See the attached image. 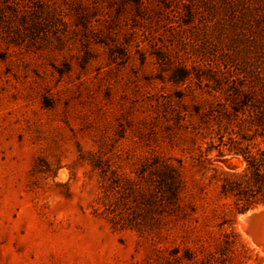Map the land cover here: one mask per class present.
I'll list each match as a JSON object with an SVG mask.
<instances>
[{
  "label": "rangeland",
  "instance_id": "obj_1",
  "mask_svg": "<svg viewBox=\"0 0 264 264\" xmlns=\"http://www.w3.org/2000/svg\"><path fill=\"white\" fill-rule=\"evenodd\" d=\"M241 70L264 72V0H0V264H264L241 228L264 204L219 197L246 161L204 137Z\"/></svg>",
  "mask_w": 264,
  "mask_h": 264
},
{
  "label": "trees",
  "instance_id": "obj_2",
  "mask_svg": "<svg viewBox=\"0 0 264 264\" xmlns=\"http://www.w3.org/2000/svg\"><path fill=\"white\" fill-rule=\"evenodd\" d=\"M191 74L185 67L177 69L171 81L178 85L184 84ZM197 78L202 79V76L198 75ZM237 80L240 87L231 86L230 93L220 107L216 109L212 106L205 115L208 122L204 137L210 138L207 153L217 150L219 155L225 151L243 155L246 161L243 171L220 172L223 178L219 197L231 199L238 212H245L258 204H264V148L260 146L264 143V72L241 70ZM206 160L202 159L201 162ZM155 163L152 172L158 179V195L152 202L180 210L184 188L180 168L160 160ZM167 256L176 261L195 260V253L188 249L183 253L173 250Z\"/></svg>",
  "mask_w": 264,
  "mask_h": 264
},
{
  "label": "water",
  "instance_id": "obj_3",
  "mask_svg": "<svg viewBox=\"0 0 264 264\" xmlns=\"http://www.w3.org/2000/svg\"><path fill=\"white\" fill-rule=\"evenodd\" d=\"M262 207L258 212H253L250 215L246 213L244 215V222L246 224L244 233L249 235L254 244L261 247L264 253V205Z\"/></svg>",
  "mask_w": 264,
  "mask_h": 264
},
{
  "label": "bare ground",
  "instance_id": "obj_4",
  "mask_svg": "<svg viewBox=\"0 0 264 264\" xmlns=\"http://www.w3.org/2000/svg\"><path fill=\"white\" fill-rule=\"evenodd\" d=\"M263 207H260L259 209H257V210H255V211H252L251 213H247V215H250V214H252L253 212H258V211H260L261 209H262ZM244 218H245V216H243V218H242V221H243V225H242V230H243V232H244V230L246 229V224H245V222H244ZM247 235V234H246ZM250 239H251V237L249 236V235H247ZM252 240V239H251ZM253 241V240H252ZM254 243V242H253ZM261 248V247H260ZM262 249V248H261Z\"/></svg>",
  "mask_w": 264,
  "mask_h": 264
}]
</instances>
